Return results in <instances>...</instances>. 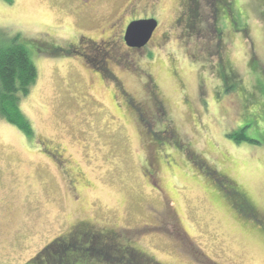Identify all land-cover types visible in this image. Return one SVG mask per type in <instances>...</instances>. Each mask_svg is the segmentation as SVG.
I'll return each mask as SVG.
<instances>
[{
  "label": "rangeland",
  "instance_id": "rangeland-1",
  "mask_svg": "<svg viewBox=\"0 0 264 264\" xmlns=\"http://www.w3.org/2000/svg\"><path fill=\"white\" fill-rule=\"evenodd\" d=\"M126 1L111 0V4L119 9ZM188 1L144 0L139 13L159 15L156 46L145 48L143 57L119 44V67L110 65V69L128 93L139 90V85L120 71L132 73L139 67L153 76L160 92L158 102L165 103L170 121L179 127L182 146L194 154L190 162L201 161L209 168L220 163L254 207V218L262 222L264 112H257L264 107V0H229L233 15L227 23L220 21L224 16L215 12L212 0H196L193 26L186 22L181 24L185 29L174 27L173 15L185 10ZM74 3L13 0L6 5L0 0V41H27L24 53L34 69L32 86L19 104L31 127L21 129L0 120V264H34L42 250L50 253L52 241L64 238L73 227L77 230L70 232L72 236L90 230L109 238L118 235L119 242H114L119 249L131 245L136 253L147 252L160 264H264V234L251 229V221L243 223L247 213L238 210L240 200L234 204L237 214L223 198L215 197L210 174L191 168L187 156L176 155L184 161L177 169L160 168L158 177L165 181L171 199L165 203L168 208L162 206L147 184L148 175L138 172L146 157L151 158L150 145L145 144L143 151V138L138 135L144 125L136 129L135 118L124 110L119 93L113 95V84L100 81L93 70L102 68L100 64L79 63L74 58L80 57L74 54L73 61H67L58 53L46 60L31 52V43H52L57 50H65L76 35L94 40L108 35L106 29L99 33L103 23L90 17L80 21ZM216 31L223 34L225 46L220 49ZM218 57L234 78L224 80L221 87L214 75ZM149 108L146 120L159 128ZM242 127L250 142L226 140L228 131L235 128L237 133ZM23 130L27 134L32 130V136ZM33 136L63 144L77 168L58 170L37 144L31 145ZM166 152L176 154L168 145ZM73 171L84 174L75 186L67 184ZM84 178L90 182L88 189L81 186ZM170 209L176 212V227L186 233L181 238L172 231ZM138 230L147 233L141 240L130 241L126 235L133 238ZM110 243H101L106 245L101 250L104 257L114 248ZM108 257L110 262L119 256ZM112 261L106 263L94 255L82 263Z\"/></svg>",
  "mask_w": 264,
  "mask_h": 264
},
{
  "label": "flooded vegetation",
  "instance_id": "flooded-vegetation-1",
  "mask_svg": "<svg viewBox=\"0 0 264 264\" xmlns=\"http://www.w3.org/2000/svg\"><path fill=\"white\" fill-rule=\"evenodd\" d=\"M143 1L144 0H128L123 4V7L118 9L117 7H115L114 4L113 5L111 4V0H107V1L106 0H75L74 3L75 12L76 14L79 15L80 21H84L90 17L97 23H103L101 25V31L99 33L103 35L104 29H106L108 35L105 36L104 38H100L99 40H94V38L87 35H82V34L78 36L76 35V38L74 37L73 43H71L68 47H66L65 50L63 49L57 50L52 43H46V42L45 45L43 46H41V44H33V43H31L30 45H32L31 52L35 54V56L39 55L40 58L42 57L45 58L46 60H49L50 57L53 56L55 57L56 53H58L59 54L58 57H61L67 61L68 60L73 61L72 55L74 54V57L75 56L80 57L79 59L74 58V61L77 60L80 63V61L83 60L84 64L93 61L97 65L99 64L101 65L102 68H99V70L93 69L94 71H98L97 74H99L100 81L103 83V81L107 79L106 81H109L110 83L113 84L115 88V92L112 90L113 95L116 94L118 95L119 93L120 95L119 100L123 104L124 110L126 112L131 113V115L135 118L136 129H137V125L139 124L144 125V129L142 131L140 130L138 132V135L143 138V144H144V147L142 146L143 151L145 150L146 152L147 150L146 145L147 144L150 145L148 152L151 153V158L147 159L146 157V161L144 160L145 164L139 166V174L143 177L148 175L146 181L147 184L149 185V188L152 191H154V194L157 196L156 198L160 202H162V206L163 205L165 206L166 201L171 202V199L169 198L168 188L166 187V185L164 186L165 181L159 178L158 174L161 171L160 170L161 167L167 169L170 167L172 169H177L179 164V162L177 161L179 159L176 158V156L169 155L168 152L165 153V147L166 145H172L174 150H177L174 147L176 148L180 147L182 149V152H184L183 153L184 157L190 156L187 153L188 149L178 145L177 142L174 140L177 137L171 135V133H173L174 131L176 132V127L175 125H173L175 122L170 121L169 114L166 112L165 103L163 102L165 105V109H164V105L158 102L160 92L154 83L153 76L149 73L144 72L139 67L136 70H134L132 73L120 71L119 73L121 74L127 73V75H129V78H132L135 81V83L139 85V90H137L136 92L132 90V93H128L125 91V86H123L122 82L117 78L113 70L110 69V65L119 67L116 64L117 50H119L117 46H119V44H121L123 48L129 50V52L139 53L143 57L145 55L143 52L145 48H147L149 45L150 47L156 46L154 43V39H155V35H157L156 33L158 29H155L149 41L145 44V46L141 48H136V47L131 48L127 46L125 43L126 28L131 23L136 21H145V20L147 21L154 19L157 22V25H159L158 14L157 16L156 15L151 16L149 14L148 16H146V14L142 15L139 13L138 9H140V7L143 5ZM153 1L158 3V0H153ZM153 7L157 8V5L154 4ZM183 8L186 7L183 6ZM186 17L187 16L185 10H180L175 16L173 15V18L171 19V23L174 24V27L177 28L183 27L185 29V25L181 27V24L187 22ZM109 62H111V64H109ZM134 93L138 94L139 98L134 99L133 96L136 97ZM156 98L157 100L154 101V99ZM150 105L152 111L151 116H155L157 118V122L155 123V125H160L159 128H156L153 124L148 123V121L146 120L148 119L147 112L150 109L149 108ZM31 139H32L31 141H33L31 145L35 147L37 144V146L39 147V151L44 156L51 159V162H53L52 164H54V166H56L58 170H63L62 168H65L66 170L77 168V165L73 160V157L69 154L67 148L63 144L57 143L52 139L44 138L42 136L40 141L37 140L36 136H33ZM168 140H170L171 143H169ZM82 175H84L82 172L74 173L73 171V174H70L68 176V178L73 176V179L68 181L66 180L67 184L70 185L71 183L73 186L77 185L78 184L77 178L80 179ZM73 180H75L76 182ZM82 180H84V182L82 183L83 185L81 184V186L88 189L90 187V182L88 180H85V178ZM163 187L165 189H163ZM237 192L240 196L243 195V198H245L248 206H250L249 205L250 203L247 200V197L244 195L243 190L238 187ZM165 208H168V206H165ZM172 212L174 215V223H173L172 231L176 234L177 237L181 238V236L183 234L186 235V233L184 230H182V228H180V226L178 228L176 227L178 225L177 215L175 211ZM249 215H247V217L244 218L246 222H243V220L242 222L247 224L248 221H251L253 223L252 225H250L251 229H256V233L259 234V236L264 234V220L261 222V220L255 219L254 218L255 214H253L252 216ZM237 217L240 219L238 215ZM246 226L247 225H245V228ZM80 228H84V227L81 226ZM74 229L77 230V227L76 228L73 227L70 230V232L72 230L75 231ZM80 230L85 231L86 229H80ZM91 231L92 230L83 232L82 234H78V236L76 237L78 239L79 237H81L82 239L86 240V242L96 247L97 250L95 248H92L93 250L92 252L95 251L94 255L101 256L103 261L105 260V257L104 255L100 254V252L103 249V247L106 245H102L101 243L103 241L106 242L109 241L111 242L110 245L114 247L112 248V252L119 256L118 258L116 256L117 262L124 259L123 260L124 264H160L158 262H155L154 259L150 257L147 252L141 251L140 253L139 252L136 253L134 249H131L129 252L128 251L121 252L118 249L120 245L115 244L114 242L115 240L119 242L117 238L118 235L109 238L106 237L105 235H101L95 232H93L92 234ZM140 231L138 230L135 233H132L133 238H131L130 234H127L126 236H128V239L130 241L132 240L136 242L138 240H141V238L145 236V234L147 233ZM70 232L64 238L59 237L57 238V240L55 239L52 242H55V245L60 246L63 245L61 244L63 242L73 241L76 237L71 238L72 235H70L71 234ZM148 233L151 234L150 230H148ZM94 255L92 256L94 257ZM105 262L107 263L106 260Z\"/></svg>",
  "mask_w": 264,
  "mask_h": 264
},
{
  "label": "trees",
  "instance_id": "trees-1",
  "mask_svg": "<svg viewBox=\"0 0 264 264\" xmlns=\"http://www.w3.org/2000/svg\"><path fill=\"white\" fill-rule=\"evenodd\" d=\"M6 5H11L13 0H3ZM190 1V2H189ZM188 1V6L185 8L186 12V21L188 25L193 26L192 24L195 21V17H197V14L195 12L196 6V0H189ZM211 3H214V9L216 13L223 14L224 18H221V22L227 23L230 21L233 15V11L230 7L231 2L229 0H212ZM219 18V15H217ZM234 20V19H232ZM215 24L218 22V19H215ZM217 33V46L218 48H223L225 44H222V32ZM1 42V41H0ZM28 42L24 41L21 43H8V42H1L0 44V120L8 121L11 122L13 125L17 126L18 128L24 129L27 126H30V123L27 119H25L24 115L20 112L19 110V104L21 99L27 97L28 92L32 86V83L34 81V69L33 66L30 62H28L27 55L24 53L26 50V47L28 46ZM27 52V51H26ZM219 56V55H218ZM218 63L215 65L214 69V75L218 79V82H220V87L221 84L224 80H227V78H231L234 80L233 75H231V70L228 72L227 69L223 66V59L222 57H218ZM217 65H219L217 67ZM253 68H256L253 66ZM230 74V75H227ZM259 81V80H257ZM219 87V88H220ZM241 89H238L239 91ZM227 93V91H225ZM233 94H236V91L234 93H229V97ZM253 94V93H252ZM231 97V98H232ZM251 97V95H250ZM215 99L217 97L214 96ZM227 99V100H228ZM225 101V100H224ZM245 107V106H244ZM264 112V107H262L261 111H258L257 113H263ZM198 122V120L195 121V123ZM194 125V122H192ZM176 127V132L174 131L171 133L172 136H176L179 139H174L178 145L182 146V141L180 139V134H179V127ZM197 128H200V125L197 126ZM243 129H240L237 133L233 128V130L228 131L224 136H227V141H234L235 143L240 142V141H245V142H250L244 134L245 128L242 127ZM23 133L27 134L25 130L22 131ZM32 130L31 132H28L27 136L31 137L32 135ZM223 136V139L225 137ZM169 143H171L170 140H168ZM171 150L173 149L172 145ZM183 147V146H182ZM177 150H174L176 152L175 155L173 156H179V154H182V149L180 147H174ZM184 148H187L186 146ZM190 148V147H188ZM187 153L190 156H187L189 159V166L191 168H195L198 172L203 170L204 172H207L206 174H210L209 182L212 188L215 190V197L216 198H223L225 200V203L229 205V207H234L233 209H236V204L235 200H240V207L239 211H245L247 215L249 214H254V209L250 208L245 200L243 198V195H239L237 190L238 186L234 183L233 180H230V177H228L227 173L224 170V167L220 164L217 163L216 167L209 168L206 166L205 163H202L201 161H198L197 164L195 162L191 163L190 157L194 155L191 153L189 150H187ZM176 156V158H177ZM220 157L224 155H219ZM185 159V157L183 156ZM224 158L227 161V156L225 155ZM179 159V158H178ZM181 159L177 160L178 162H181L180 164H184V161H180ZM139 172V170H138ZM208 180V178H207ZM211 189V188H209ZM240 193V192H239ZM221 195V196H220ZM245 195V193H244ZM218 196V197H217ZM246 196V195H245ZM231 201L232 204L228 203V201ZM234 201V202H233ZM231 205V206H230ZM237 210V209H236ZM235 210V212H236ZM237 210V211H238ZM237 213V212H236ZM245 218V217H243ZM93 234V231H91ZM76 237L72 236L71 238ZM61 243V242H60ZM65 243V244H64ZM63 245L57 246L55 245V242L52 243L51 247V252L48 253L50 250H42L38 255L37 258L33 259L34 264H84L82 263L83 258L87 257V259H90L92 257V245L86 240L82 239L79 237V239L76 237L73 241H66L61 243ZM58 247V249H57ZM127 248V249H126ZM124 248H118L121 252L125 251H130L132 249L131 245H127V247ZM129 249V250H128ZM100 254L104 255V252H100ZM115 255L110 249L109 253L105 252V260L107 263L109 262V257L108 259L106 258L109 255ZM111 257V256H110ZM41 258V259H40ZM43 258V259H42ZM113 259V257H111ZM112 260H110L111 262ZM115 263V261H112ZM117 262V261H116ZM121 262L124 261L120 260L119 264H122Z\"/></svg>",
  "mask_w": 264,
  "mask_h": 264
},
{
  "label": "water",
  "instance_id": "water-1",
  "mask_svg": "<svg viewBox=\"0 0 264 264\" xmlns=\"http://www.w3.org/2000/svg\"><path fill=\"white\" fill-rule=\"evenodd\" d=\"M156 29L154 20L136 21L126 28L125 43L131 48H141L151 38Z\"/></svg>",
  "mask_w": 264,
  "mask_h": 264
},
{
  "label": "bare ground",
  "instance_id": "bare-ground-1",
  "mask_svg": "<svg viewBox=\"0 0 264 264\" xmlns=\"http://www.w3.org/2000/svg\"><path fill=\"white\" fill-rule=\"evenodd\" d=\"M152 20H154V19H152ZM155 21V20H154ZM155 23H156V28H157V22L155 21Z\"/></svg>",
  "mask_w": 264,
  "mask_h": 264
}]
</instances>
